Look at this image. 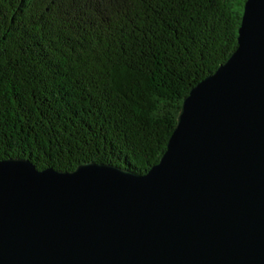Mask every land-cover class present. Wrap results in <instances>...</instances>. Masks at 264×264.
<instances>
[{
    "label": "water",
    "instance_id": "1",
    "mask_svg": "<svg viewBox=\"0 0 264 264\" xmlns=\"http://www.w3.org/2000/svg\"><path fill=\"white\" fill-rule=\"evenodd\" d=\"M0 264H264V0L145 173L1 159Z\"/></svg>",
    "mask_w": 264,
    "mask_h": 264
},
{
    "label": "trees",
    "instance_id": "2",
    "mask_svg": "<svg viewBox=\"0 0 264 264\" xmlns=\"http://www.w3.org/2000/svg\"><path fill=\"white\" fill-rule=\"evenodd\" d=\"M246 0H0V160L145 173Z\"/></svg>",
    "mask_w": 264,
    "mask_h": 264
},
{
    "label": "snow or ice",
    "instance_id": "3",
    "mask_svg": "<svg viewBox=\"0 0 264 264\" xmlns=\"http://www.w3.org/2000/svg\"><path fill=\"white\" fill-rule=\"evenodd\" d=\"M240 2V0H237V3H239Z\"/></svg>",
    "mask_w": 264,
    "mask_h": 264
},
{
    "label": "clouds",
    "instance_id": "4",
    "mask_svg": "<svg viewBox=\"0 0 264 264\" xmlns=\"http://www.w3.org/2000/svg\"><path fill=\"white\" fill-rule=\"evenodd\" d=\"M243 12V11H242Z\"/></svg>",
    "mask_w": 264,
    "mask_h": 264
}]
</instances>
